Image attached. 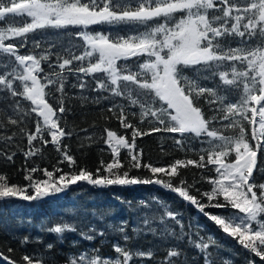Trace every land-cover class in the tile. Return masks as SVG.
Masks as SVG:
<instances>
[{
    "label": "snow or ice",
    "instance_id": "obj_1",
    "mask_svg": "<svg viewBox=\"0 0 264 264\" xmlns=\"http://www.w3.org/2000/svg\"><path fill=\"white\" fill-rule=\"evenodd\" d=\"M177 13L183 15L177 16ZM94 25H106L109 29L123 25L130 26V30L125 34L118 30L87 31ZM68 28L81 31L63 35L83 42L77 46L69 40V46L62 49L68 58L62 52H51L56 46L54 42L48 43L39 54L19 51L29 46V34L44 37L47 29ZM45 42L32 40L31 48L39 49ZM74 47L81 49L79 54L72 51ZM52 56L56 58L55 63ZM42 61L52 71L44 73ZM0 64L4 68L0 72V94H3L0 101L5 102L0 108V130L6 131L8 125H14L21 134H26L28 149L23 152L26 161L41 153V147L33 145L38 140L44 146L54 145L62 156L59 163L73 169L65 171L57 166L49 171L38 165L25 169L24 179L28 183L24 186L9 185L6 175L0 174V201L44 200L78 184L96 188L159 185L196 207L227 237L264 260V182H257V177L264 174V163L258 167V154L264 159V0L247 3L241 0H0ZM73 64L76 66L72 67ZM66 72L77 81L71 87L102 93L93 97L92 102L110 101L107 111L124 129L132 130L129 137L105 129V143L112 159L107 163L101 160L95 172L78 166L64 143L66 137L74 134L70 129L66 131V114L70 111L65 107L69 98L64 91ZM89 76L95 87H89L85 79ZM215 79L221 83L211 88L201 83ZM232 93L242 94L232 101L229 100ZM17 97L30 102V107L26 109ZM81 98L89 99L83 92ZM201 99L208 105V116L200 106ZM31 113L37 117L35 130L25 133V119ZM129 116H138L139 123L147 121L152 126L141 129ZM228 129L234 130V134L226 135ZM152 133L179 134V138L171 137L175 145L181 150L198 152L199 160L176 159L166 166L144 161L137 138ZM15 136L13 131L11 135L0 136V140L6 139L11 145ZM192 140H198L201 147L191 149ZM121 150H126L123 160ZM15 155V152L0 151V156L9 162ZM229 155L234 156L232 161H227ZM189 165L197 168L213 165L210 170L217 173L214 179L203 177L212 187L208 191L196 188L199 198L189 191L196 187L198 180L188 184L181 177L177 183L172 182L180 175L179 169ZM141 168L150 175L129 174ZM37 171L42 172V178H34ZM204 198L207 202L201 203ZM161 207L162 214L145 216L144 229L136 227L132 231L146 230L155 235L157 230L150 225L159 221L163 225L162 237H174L178 241L187 237L188 243L203 255L204 264H214L213 253L209 251L216 244L214 237L205 238L197 231V239H192V226L185 231L183 221L177 219L182 213L171 211L162 202ZM206 207L225 209L227 214L205 212ZM168 219L179 225L178 233L166 223ZM126 224L122 221L117 229L124 245L119 242L113 245L118 257L100 258L81 253L69 256L68 264H129L134 256L151 258V250L132 251L127 247L131 237ZM66 230L75 229L67 223L47 229L56 234ZM90 231L96 232L94 228ZM81 235L88 240L95 238L87 233ZM96 235L104 233L96 232ZM27 242L25 238L23 243ZM47 247L50 249L52 245ZM13 251L8 249L9 253ZM91 251L98 253L99 250ZM180 255L173 247L162 264H180L179 259H172ZM21 260L24 264H46L43 258L29 255H23ZM0 264L19 262L0 252ZM249 264L253 262L249 260Z\"/></svg>",
    "mask_w": 264,
    "mask_h": 264
},
{
    "label": "trees",
    "instance_id": "obj_2",
    "mask_svg": "<svg viewBox=\"0 0 264 264\" xmlns=\"http://www.w3.org/2000/svg\"><path fill=\"white\" fill-rule=\"evenodd\" d=\"M7 2V0H5ZM243 3L251 2V0H241ZM183 13H177V16ZM150 23H155L150 22ZM120 31L125 34L130 30V26H120L119 29H109L106 25L90 26L87 31ZM59 31V35L57 32ZM81 31L79 28H68L64 30L47 29L44 37L39 34H29V46L19 49L21 54H26L29 51H34L39 54L48 43H55V47L51 48V52H62V49L69 46V40L73 44L79 46L83 42L74 36H65L64 32L76 33ZM44 39L46 42L39 49L31 48L32 40ZM16 41H8L15 43ZM235 46V41H233ZM73 52L79 54L81 49L74 47ZM64 58H68L66 51L62 52ZM55 56H52V62L55 63ZM143 59V58H142ZM119 63H124L120 61ZM129 64L132 61H128ZM76 65L73 64L72 67ZM41 67L44 73L52 71L48 67V63L42 61ZM4 71L3 65L0 64V72ZM67 81L65 83V93L68 99L65 101V107L70 111L66 114L67 130H72L74 134L70 138H65L64 143L68 145V151L72 154L78 166L87 168L95 172L99 168L101 160L105 163L112 159L111 150L105 143L106 131L112 130L117 135H127L130 137L131 129H124L119 121L107 111L110 101L101 100L98 103L92 102V98L101 95L102 93L90 91L88 88L81 90L71 87L77 83L72 74L65 73ZM191 75V73H188ZM43 75V73H41ZM89 87H95L91 76L85 77ZM201 83L209 88L214 84H220L218 79L214 81H201ZM19 84V81L16 82ZM227 87V86H224ZM48 91V89H46ZM87 95L88 100H83L81 94ZM242 93H232L229 95V100L235 101ZM3 95V94H0ZM21 100L25 108L30 107V102ZM119 100L120 98H115ZM51 102V101H50ZM205 115L208 116V105L203 99L199 101ZM5 102L0 101V108L4 107ZM136 111V109H132ZM2 115V114H0ZM35 113H31L30 118L25 119V133L35 130ZM129 120L140 127L146 129L151 127L147 121L143 124L139 123V117L133 118L129 116ZM228 123V121H224ZM16 132L11 145L5 140H0V151L5 153L15 152L13 161L9 162L4 156H0V174L7 177L9 185L24 186L28 182L24 179L25 169L39 166L40 169L47 168L52 171L55 167H60L65 171H72L67 164H60L62 159L60 153L55 150V146L49 143L42 145L38 140L33 142V145L41 147L40 154L25 159L24 151H27V136L21 134L19 128L14 125H8L6 131L0 130V136L11 135ZM226 135L234 134V130H225ZM46 138L50 139V137ZM179 134L171 133H152L148 136L138 137V148L143 149V160L152 163L154 166H166L176 159H193L199 160V154L196 151L187 149L181 150L175 145L171 138ZM201 145L198 140L190 141L191 149H199ZM126 150H121V160L124 159ZM233 155L227 157V161H232ZM207 156L205 155V163ZM264 163L261 154H258V167ZM213 165H207L205 168H197L189 165L187 168L179 169L180 175L173 178L172 182L177 183L183 177L188 184L198 180L195 188H190L191 194L197 195L196 188L201 191H208L212 187L207 178H216L217 173L213 169ZM124 169H121L123 171ZM105 173L101 172V175ZM130 175L147 176L150 175L145 169H133ZM59 175V173H57ZM255 175V173H254ZM34 178H42V172L34 173ZM167 179V177H165ZM257 182H264V174L257 177ZM187 187V185H185ZM31 192V189H29ZM140 201H144L141 204ZM161 202L167 204L171 211L182 213L177 219H181L185 225V231H189L188 226L191 225L190 231L193 233L192 239H197L195 233L199 231V235L207 237L212 235L216 241L214 246L209 248L213 253L212 260L214 264H225V261L230 264H249V260L253 264H264V260L255 256L244 249L237 241L231 237H227L218 226L207 219L203 214L199 213L198 209L188 202L179 198L175 193L166 190L159 185H136L130 187L110 186L108 188H96L86 184H78L72 186L64 193L55 197H49L38 201H20L9 199L0 201V252L10 255L17 260L19 264H24L21 260L23 255L33 256L37 259L43 258L46 264H68L69 256H79L81 253H87L89 256H99L100 258H115L119 254L113 250V245L119 242L122 246L124 241L120 238L121 234L117 231L121 227V222L126 221V231L131 239L127 242V247L132 250H140L147 252L151 250L153 256L151 258L133 257L129 264H162L167 256L168 250L176 247L180 251V257H173V260L179 259L180 264H204V257L199 253V250L188 243V238L176 240L174 237L164 238L160 235L163 225L159 221H154L150 227L156 228V234H152L146 230L139 233H134L133 228H145L143 223L145 216L151 217L163 213ZM206 198L201 200V203H206ZM147 205V207H145ZM235 211V210H233ZM205 212L213 214H227L225 209L206 207ZM264 218V217H262ZM67 223L74 227V231H65L63 234H56L47 231L58 224ZM166 223L172 225L174 230L179 232V225L174 224L170 219ZM202 226V227H201ZM95 229L96 232H103V236L96 235V232L90 231ZM81 233L93 235L92 240L85 239ZM27 238V243H23ZM75 242V243H74ZM47 245H52L49 249ZM14 249L9 253L8 249ZM92 249H98V253H93Z\"/></svg>",
    "mask_w": 264,
    "mask_h": 264
}]
</instances>
